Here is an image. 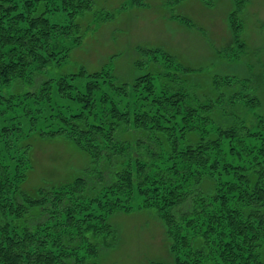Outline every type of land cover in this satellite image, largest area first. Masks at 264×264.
Wrapping results in <instances>:
<instances>
[{
	"label": "trees",
	"instance_id": "obj_1",
	"mask_svg": "<svg viewBox=\"0 0 264 264\" xmlns=\"http://www.w3.org/2000/svg\"><path fill=\"white\" fill-rule=\"evenodd\" d=\"M134 1L137 6L143 3ZM95 10V0H0V91L14 80L31 82L53 64L68 61L84 39L77 19ZM240 11L232 16L233 26ZM58 12L65 13L68 24L49 18ZM239 25L232 29L234 41L245 48ZM70 36L69 47L65 42ZM139 56L137 68L149 60L156 70L131 86L139 97L131 104L133 111L122 110L116 99L130 86L118 84L105 71L82 69L27 95L36 99L38 111L55 95L79 106V113L53 117L52 128L40 131L43 137L65 136L90 156L91 165L73 183L42 188L38 197L23 192L31 169V146L23 143L30 133L20 121L0 127V146L7 142L9 151L8 157L0 152V264H98L102 248L112 246L110 218L136 208L161 215L175 264H264V121H257L256 130L245 123L219 128L216 138L198 133L222 104L230 111L231 100L255 103L239 92L245 81L216 76L214 95L202 102L182 87V76L193 70L173 55L141 47ZM16 96L0 93V108L16 110L21 102ZM247 136L257 138L252 152L244 147ZM223 137L231 140L233 154L249 160L223 165L216 161L208 172L206 161L214 148L222 150ZM16 146L23 147L22 156L13 152ZM26 164L30 167L23 169ZM209 175L215 187L206 190L202 183Z\"/></svg>",
	"mask_w": 264,
	"mask_h": 264
},
{
	"label": "rangeland",
	"instance_id": "obj_2",
	"mask_svg": "<svg viewBox=\"0 0 264 264\" xmlns=\"http://www.w3.org/2000/svg\"><path fill=\"white\" fill-rule=\"evenodd\" d=\"M142 2L137 6L134 0H95L96 10L77 19L81 25L79 34L84 39L80 46L72 49L68 61L53 64L35 75L31 82L14 80L1 89L3 96L17 95L18 102H21L16 110L8 112L5 111L6 107L0 108V127L20 121L23 131L30 133L27 140L24 138L26 134L22 137L26 140L23 146H31V169L21 185L26 194L38 197L42 188H60L71 184L91 165L88 153L69 138L40 135V131L52 128L50 122L53 117L64 115L71 118L80 112L79 106L55 95L38 111L40 105L35 104L36 99L27 95L39 91L42 84L49 80L57 82L63 77L78 74L82 69L88 73L105 71L111 72L118 84L130 86L123 96H116V99L122 110L133 111L134 106L131 108V104L137 102L139 97L131 86L138 77L156 70L149 60L145 61L143 68H137L141 47L162 49L173 55L183 67L193 70L188 72L187 77L182 76V87L186 92H193L202 102H207V97L214 95L213 81L216 76L222 80L234 77L237 82L245 81L243 88L238 86L241 89L239 92L242 98L247 94L248 99L254 100L256 104L251 102L250 105L241 98L240 102L238 99H235L237 102L231 100L233 107L230 111H227V104H222L212 113V121L199 126L201 137L216 138L219 128L230 129L234 124L245 123L256 130L257 121H264V0ZM239 8L242 11L238 15L239 19L233 20V26L232 16ZM64 14L58 12L48 16L53 22L68 24V17ZM239 24H242L241 39L246 44L245 48L234 41L232 29H240L237 26ZM72 41L73 37L70 36L65 44L70 47ZM155 81L159 85L157 78ZM5 99H2L4 104ZM14 117L18 120H13ZM129 118L133 119L134 116ZM59 122L60 119H55L56 124ZM131 125L135 127L133 122ZM127 139L135 140L136 135H127ZM254 139L257 138L247 136L245 140L244 147L248 152L255 150V145H258ZM197 140L195 136L194 141ZM5 143L0 146V152L8 157ZM221 143L222 150L214 148L210 161H206V171H212L210 165L213 166L216 161L222 165L227 162H248V157L239 159L238 155L232 153L230 139L223 137ZM16 148L15 151L12 149L13 152L22 156L23 147ZM11 151L10 157L14 155ZM252 157L250 155V161ZM29 167L26 164L23 169ZM219 170L222 175V169ZM208 177L202 183L206 190L215 187L213 177ZM222 179L226 180L224 175ZM110 224L115 230L112 246L102 248L97 257L98 264H175L166 224L155 209L136 208L132 213H116L110 218ZM261 252L264 260V246Z\"/></svg>",
	"mask_w": 264,
	"mask_h": 264
}]
</instances>
